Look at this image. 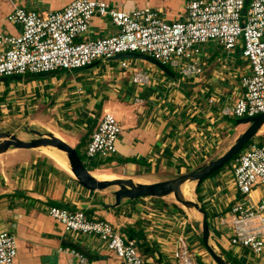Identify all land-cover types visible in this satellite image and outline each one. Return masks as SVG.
Masks as SVG:
<instances>
[{
    "label": "crops",
    "instance_id": "crops-1",
    "mask_svg": "<svg viewBox=\"0 0 264 264\" xmlns=\"http://www.w3.org/2000/svg\"><path fill=\"white\" fill-rule=\"evenodd\" d=\"M71 1L0 0V34L8 36L20 34V26L8 20L14 7L46 14L63 10ZM101 1L108 2L117 10L126 12L143 9L156 10L162 20L173 23L184 19L185 6L189 0ZM247 4L248 2L246 6ZM116 32V28L108 18L94 17L89 32L83 39L104 38ZM130 59L142 60L158 68L147 60L124 58L116 65L120 73L105 75L101 80L87 83L84 81L77 83L78 76L83 77L82 74L86 71L82 74L74 71H58L69 74L74 82L76 81L74 90L59 88L56 80L50 77L51 73L26 74L32 77L37 76V78L30 79L28 85L17 86V92L14 90L16 88L8 91L0 101V104L3 103L5 106L4 112H0V118L12 110L16 112L15 110L19 109L17 106L20 104L19 100L22 99L21 93L26 91L56 86L55 89L44 93L45 97L39 101V104L36 101L35 104L28 107L23 106V108L24 111L28 108L31 110L47 108L48 112L58 116L59 113H55L58 107L65 110L72 105L80 104L79 101L89 104V101L94 99L97 101L106 99L105 93L99 92L100 88L103 87L105 91L106 87L100 84L115 83L116 89L121 90V93L118 91L110 93V101L104 102L97 124L95 127H85L86 133L82 138L73 134L74 127L37 128L45 130L47 134H53L75 149L80 148L84 157L85 147L92 132L97 128L100 118L106 112L112 113L121 126L115 155H118L123 168L135 173L138 170L157 171L162 166L170 167L171 165L175 166L174 175L188 171V164L206 157L214 149L222 147V154L225 153L247 128L246 125L236 124L231 128L227 121L232 118L222 116L221 113L222 108L232 106L241 98L243 94L241 79L251 74L249 62L242 55L241 43L228 53L214 42L203 45L197 58L200 62V73L190 79L182 78L174 69L167 66L165 67L173 73L174 77L170 78L159 68L170 80L163 79L161 76L156 77L154 72L148 71L149 68L146 65L133 67ZM101 62L108 61H97L87 67L89 68L87 71L93 70L95 68L93 66ZM122 62L126 64V67L121 66ZM138 71L149 75L147 85L132 83V76ZM164 80H168L167 89L160 90L152 84L153 81ZM121 94L128 96V99H133L134 103L125 105L121 102ZM60 115L65 114L61 112ZM261 130L262 128L255 136V140L248 144L256 143L264 146V137L260 136ZM34 150L36 149L10 148L0 154V230L16 238L17 255L13 264H80L74 256L69 254L68 251L71 249L85 256L86 264H122L121 260L110 252L96 236L66 232L62 224L48 214L50 207L82 211L89 219H105L126 239L133 238L127 234L132 230L134 233L141 234L143 238L135 237L133 240L136 241L142 258L152 264H173L177 238L183 237L187 243L189 242L188 235L193 226L186 220L181 208L172 207L167 212L159 213L161 220L154 215L157 209L149 207L148 199L141 198L136 203L130 202L118 208H101L99 198L106 194V191L99 193L87 191L79 186L70 169H63L56 163L52 154H57L44 151L49 161L44 155H40L39 151ZM114 156L100 162H92L97 164L109 160L110 165L116 166V161L111 160ZM235 160L232 161L230 173L227 169L221 175L215 176L222 177L224 182L231 177L228 185L210 195L214 200H219V204L212 205L211 203L209 210L206 211L210 217L209 243L219 248V251L221 249L228 254L229 248L235 247L242 251L241 256L246 257L250 264H264V248L260 254L256 255L248 249L231 243L232 230L229 226V213L232 206L242 199L234 185ZM122 161L128 162L123 163ZM94 169H90L89 172L94 174ZM214 186V184L211 186L207 184L204 191L209 187L215 190ZM263 196L264 185L260 184L253 188L249 200L255 205ZM201 197L204 198L203 195ZM113 204L114 202L111 205ZM146 248L149 250L148 254L144 252ZM235 254L238 264L245 262L241 256L239 258L238 253ZM205 256L209 263L206 257H202L203 264H215L207 253ZM196 262L199 264L198 260Z\"/></svg>",
    "mask_w": 264,
    "mask_h": 264
},
{
    "label": "built area",
    "instance_id": "built-area-1",
    "mask_svg": "<svg viewBox=\"0 0 264 264\" xmlns=\"http://www.w3.org/2000/svg\"><path fill=\"white\" fill-rule=\"evenodd\" d=\"M184 19L167 23L152 9L121 11L101 0H72L61 11L39 14L14 7L8 20L21 28L17 36L0 34V79L73 72L119 54L138 53L174 69L184 79L200 73L201 47L214 42L225 52L241 43L251 74L241 79L243 94L222 116L243 119L264 114V0H189ZM94 17L108 18L117 32L104 38H83ZM82 39V40H80ZM122 67H126L124 62ZM149 75L135 72L132 83L147 85ZM1 111V109H0ZM121 126L104 113L85 147L84 158L100 162L116 154ZM234 185L242 196L229 213L231 243L260 254L264 248V196L249 200L253 188L264 185V146L250 143L233 166ZM48 214L66 232L96 236L122 264H152L140 255L137 243L119 234L105 219L87 218L82 211L50 207ZM183 237L177 238L173 264H197ZM80 264L85 256L68 251ZM16 238L0 230V264H13Z\"/></svg>",
    "mask_w": 264,
    "mask_h": 264
},
{
    "label": "rangeland",
    "instance_id": "rangeland-1",
    "mask_svg": "<svg viewBox=\"0 0 264 264\" xmlns=\"http://www.w3.org/2000/svg\"><path fill=\"white\" fill-rule=\"evenodd\" d=\"M235 57L237 58L238 56H235ZM120 61L121 60L101 62V63L95 64L93 66L95 68L93 70H90V71H87L89 68L88 69L84 68V69H80V70H75L74 72H76L78 74H80V73L82 74V72L86 71L82 74L83 77L78 76V78H77L78 82L77 83H82L83 81L86 83L87 82H94V81H97L98 79L101 80L102 76L114 74V73L115 74L120 73L118 71V68H116L117 63ZM130 63L132 64L133 67H137V66L143 67L146 65L149 68L148 71L154 72L156 77L161 76V78H163V79L170 80L168 77L164 76V74L158 68H156L155 66H153L150 63H146L142 60L137 61L136 59H130ZM136 64H138V65H136ZM31 77L32 76L24 75V76H20L17 78L8 77L5 80H0V101L8 93V91L11 88L14 89L17 86H20L22 84L28 85L29 84L28 81L30 79H33V78L35 79V77L37 78V76H33L32 78ZM50 77H53L54 80H56L59 88H61V89L62 88H64V89L70 88L71 90H74V86H75L76 81L74 82L73 78L70 77L69 74H66V73L63 74L62 72H53L50 74ZM167 81L166 80L157 81V82L153 81L152 84L154 86H157L158 89L164 90V89H167L166 85L169 84V83H167ZM100 85L106 87L105 91H104L103 87L100 88V90H99V92L102 91L105 93V96L107 97L106 99H101L99 101L94 99L91 102L89 101V104L87 102L85 103V102L79 101L80 104L72 105V106H70V108H67L65 110L59 109V107H58L57 111L55 112V113H57V112L59 113L58 116H55L54 114H51L50 112H48L47 108L46 109H44V108L43 109H37V110H31V108H28L27 111L26 110L24 111V108H23V106L28 107L32 104H35L36 101L39 104V101L43 97H45L44 93H46V91H48V90L55 89L56 86H53L51 88L45 87L43 89L38 88V89H34L32 91L23 92V93H21L22 99L19 100L20 104H19V106H17L19 109H16L15 110L16 112H14V110H12V112L4 114L0 118V131L12 132V130L15 129L16 131L14 130L12 133H15V135L18 138H20L21 140L29 141L30 140L29 138H36V137H33L34 136L33 134H29L30 131H32L31 129H33L35 131H39L43 135L47 134L45 130L37 128V127H74L73 128V134L75 136H77L78 138H82L86 133L85 127H95V125L97 124L99 115L103 109L102 106H103L104 102L110 101V97H109L110 93L113 91L114 92L118 91L119 93H121V90L116 89L117 86L115 83H111L109 85H104V83H103ZM132 87L134 88V86H132ZM14 90L17 92L18 88L14 89ZM96 92H97V90H96ZM121 97H122L121 102H123L127 106L132 105L134 103L133 99L132 100L128 99L129 98L128 96L121 94ZM71 104H73V103H71ZM0 109L2 112H4L5 106L3 103H2V105L0 104ZM61 112L65 115L61 116L60 115ZM236 121H237L236 119L232 118L230 121H227V122H229V125L232 128L233 126H235ZM15 127H19V128L16 129ZM261 131L262 132H261L260 136L264 137V126L262 127ZM254 140H255V137L253 139H251L250 142H252ZM244 148H246V146ZM46 150L59 155L66 162H64L57 155L52 154L56 163L59 164V166L61 165L63 167V169H66V168L69 169L68 161H67L64 153H62V152H60L54 148H40V149H36L34 151H39L40 155L45 156L44 151H46ZM222 150H223L222 147H220L218 149H214L208 155H206V157H202L196 161L194 160L193 162L188 164L189 165V166H187L189 169L188 171L176 173L177 175H174V173H173V170H174L173 168L175 166H171V165H170V167L162 166L157 171L151 170V171L147 172V171L138 170V171H135V173H132V172L128 171L127 168H123L122 163L119 162L120 160H119L118 155H115L111 159V160H115L117 163L116 166H112V165H110L109 160L104 161L103 163L101 162V163H97V164L93 163L92 161L86 160L83 157L80 148L77 149V152H78L84 166L86 167V169H94V167H95L96 169H94V171H105V172L107 171L109 173L116 174V177H119L122 179L130 178L135 183L151 184V183L163 182L166 180H170V179L177 177L180 174H184V173L194 171L198 167L205 165V164H208L209 162L218 158L220 155H222ZM46 158L48 159V157H46ZM1 162H2V160H1ZM231 164H232V161L225 164L222 169H220L217 172H215L214 174L210 175L205 180L207 182L205 183V181H203L204 183H202V185H200L198 189H195L196 188L195 182H186L185 184H183L181 186V191H182V194L185 195L184 196L185 199L191 200V201L199 204V206L202 209H204L205 211L209 210L211 203H212V205L215 203H216V205L219 204L218 203L219 200H214L210 195H211V193H215L216 191L218 192V190L220 191V189H222L223 187L228 185L230 183L229 180H230L231 176L229 177V180L228 181L225 180V182H224V180H222L223 179L222 177H215V176L221 175V173L222 172L224 173V171H226L227 169L230 173L232 171ZM177 172H179V171H177ZM227 179H228V177H227ZM207 184H208V186H211L214 184L215 190L214 189L212 190V187H209L208 190L204 191V189L207 187ZM217 187H219V188L216 189ZM116 189H117L116 187H111V188L104 190V191H106L105 192L106 194H103L102 196H100L101 198H99L100 204H102V206L100 205L101 208H103L104 205H111L114 202L112 192ZM100 192H103V191H100ZM96 193H99V192H96ZM202 195L204 196V198L206 200L201 197ZM142 199H145V200L148 199L147 201L149 203V207L157 209L155 211L154 215L158 218V220H161L159 213L167 212L168 209H170L172 207L181 208L182 214L185 216V218L189 222V224H191L193 226L191 233L188 235L190 237V240H189L187 245L189 247L190 253L196 258L195 259L196 261L197 260L201 261L202 257H206V260H208L207 256H205V254L207 252L201 247V244L199 241V237L201 238V230H200L201 219H202L201 214H199L195 209H186L183 206H181L180 204L176 203L172 195H168V196H165L162 198H142ZM130 202L131 201H129V200L123 199L119 206L121 207L124 204L127 205ZM136 202L137 201H135V203ZM109 208H111V207H109ZM86 209H88V208H86ZM84 211H87V210H84ZM155 216H153V217H155ZM207 221H208V226L210 228V223H209L210 217H209V215H208ZM189 227H190V225H189ZM211 245H213V244L211 243ZM214 249H215V251H217V253L220 254L219 248H216L214 246ZM229 250H230L229 256L234 260H236L235 259V257H236L235 253L239 254V258L242 255V251L235 248V247L231 246L229 248ZM207 255H208V253H207ZM225 257H226V255L223 257V259ZM241 259L245 260V262H243L242 264H250L249 262H247L246 257L241 256ZM208 263H209V260H208Z\"/></svg>",
    "mask_w": 264,
    "mask_h": 264
},
{
    "label": "water",
    "instance_id": "water-1",
    "mask_svg": "<svg viewBox=\"0 0 264 264\" xmlns=\"http://www.w3.org/2000/svg\"><path fill=\"white\" fill-rule=\"evenodd\" d=\"M248 0H246V3ZM124 58H140L147 60L156 65L167 76L173 78V73L158 61L149 56L137 53L119 54L106 61H116ZM15 78V77H14ZM5 80V79H3ZM236 125H246L247 128L235 140L234 144L220 157L202 165L194 171L180 174L177 177L166 180L163 182H156L152 184L133 183L131 179L115 178L112 180H98L95 178L85 167L77 154L75 148L69 146L62 139L54 136L53 134L43 135L39 131H30L33 137L29 141H24L18 138L15 133L9 131H0V154L5 153L10 148L14 149H40V148H54L65 154L68 161L70 171L72 172L75 180L82 188L89 192H100L111 187L117 189L112 192L114 204L104 205V208L118 207L123 199L136 200L141 198H162L172 195L175 202L180 204L186 209H195L201 214V241L206 249L208 255L215 262V264H229L223 257L215 251L214 246L209 243L210 233L207 217V212L202 209L199 204L185 199L181 191V186L186 182H195L196 186L200 185L210 175L222 169L225 164L230 162L236 155H238L243 148L253 139L264 125V114L243 118L236 121Z\"/></svg>",
    "mask_w": 264,
    "mask_h": 264
},
{
    "label": "trees",
    "instance_id": "trees-1",
    "mask_svg": "<svg viewBox=\"0 0 264 264\" xmlns=\"http://www.w3.org/2000/svg\"><path fill=\"white\" fill-rule=\"evenodd\" d=\"M76 150V152H77V149H75ZM77 154H78V152H77ZM79 155V154H78ZM239 155V154H238ZM238 155H236L231 161H234L237 157H238ZM80 157V156H79ZM123 162V161H122ZM128 161H125V162H123V163H127ZM229 163V162H228ZM85 167V166H84ZM86 168V167H85ZM88 171H90V169H87ZM199 186L200 185H198L197 187H196V189H198L199 188ZM137 200H139V199H136V200H129V201H131V202H135V201H137ZM179 211H180V209H179ZM128 235H129V237H133V238H135V237H139V238H143V236L141 235V234H139V233H134L133 232V230H132V232H128L127 233ZM132 235V236H131ZM133 238H131V239H133ZM199 241H200V244H201V247L206 251V249L204 248V246H203V244H202V241H201V238L199 237ZM144 252H147V254L149 253V250H148V248H146L145 250H144ZM207 252V251H206ZM220 253H221V255L224 257L225 255H226V257L224 258L225 259V261H227L229 264H237V262H236V260H234V259H232L230 256H229V254L227 253V252H225V251H223V250H221L220 249ZM198 262H199V264H203L202 263V261H200V260H198ZM205 264V263H204Z\"/></svg>",
    "mask_w": 264,
    "mask_h": 264
},
{
    "label": "bare ground",
    "instance_id": "bare-ground-1",
    "mask_svg": "<svg viewBox=\"0 0 264 264\" xmlns=\"http://www.w3.org/2000/svg\"><path fill=\"white\" fill-rule=\"evenodd\" d=\"M70 169V168H69ZM70 173V172H69ZM92 173V172H91ZM92 175L98 180H111L116 178V175L113 173L105 172V171H95Z\"/></svg>",
    "mask_w": 264,
    "mask_h": 264
},
{
    "label": "flooded vegetation",
    "instance_id": "flooded-vegetation-1",
    "mask_svg": "<svg viewBox=\"0 0 264 264\" xmlns=\"http://www.w3.org/2000/svg\"><path fill=\"white\" fill-rule=\"evenodd\" d=\"M12 132H13V130H12ZM12 132H11V133H12Z\"/></svg>",
    "mask_w": 264,
    "mask_h": 264
}]
</instances>
